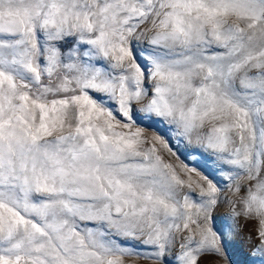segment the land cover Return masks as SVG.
<instances>
[{"label":"snow or ice","instance_id":"6c2138e0","mask_svg":"<svg viewBox=\"0 0 264 264\" xmlns=\"http://www.w3.org/2000/svg\"><path fill=\"white\" fill-rule=\"evenodd\" d=\"M170 253L264 264V0H0V264Z\"/></svg>","mask_w":264,"mask_h":264},{"label":"rangeland","instance_id":"374dc122","mask_svg":"<svg viewBox=\"0 0 264 264\" xmlns=\"http://www.w3.org/2000/svg\"><path fill=\"white\" fill-rule=\"evenodd\" d=\"M181 159H183V157H181ZM219 211L221 213H227L228 206L227 205L222 206L219 209ZM250 231H251V225H249L247 228H243L241 232L239 233V235L235 237V239L237 240V244L232 246V253H233V257L236 260L244 259L245 254L251 251V245L246 239ZM168 259L171 261V264H177V261L173 258V255L171 253L168 255ZM126 261H127V264H158V262L156 261H152L148 259H141V258H136V257H128L126 258Z\"/></svg>","mask_w":264,"mask_h":264}]
</instances>
